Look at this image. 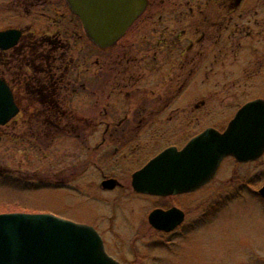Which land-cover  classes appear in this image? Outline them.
I'll use <instances>...</instances> for the list:
<instances>
[{
  "label": "rangeland",
  "instance_id": "374dc122",
  "mask_svg": "<svg viewBox=\"0 0 264 264\" xmlns=\"http://www.w3.org/2000/svg\"><path fill=\"white\" fill-rule=\"evenodd\" d=\"M11 1L1 7L8 9ZM63 1L60 23L42 19L35 30L69 28L65 63L77 59V69L91 78L92 100L85 105L84 97L75 100L91 110L87 115L93 126L80 127L86 129L88 145H99L102 120L133 122L145 108L149 123L135 135L131 130L136 137L130 141L109 142L127 151L118 166L108 163V170L97 168L100 157H94L96 167L85 170L87 143L70 137L68 127L20 121L0 126L5 177L0 176V213H52L100 224L114 245L111 252L128 264H264V199L259 193L264 155L248 164L225 160L211 183L185 196L190 213L181 236L161 238L150 229L147 216L155 199L101 186L102 169L126 176L169 145L181 147L208 127L225 130L243 104L264 99V0H149L142 16L107 50L89 41ZM0 12V30L20 23ZM77 110L73 106L69 112ZM136 139L144 149L134 155Z\"/></svg>",
  "mask_w": 264,
  "mask_h": 264
},
{
  "label": "water",
  "instance_id": "95a60500",
  "mask_svg": "<svg viewBox=\"0 0 264 264\" xmlns=\"http://www.w3.org/2000/svg\"><path fill=\"white\" fill-rule=\"evenodd\" d=\"M80 18L88 38L99 48L114 47L148 7V0H66ZM20 37L17 30L0 31V49ZM19 113L12 90L0 77V125ZM0 135V141H1ZM264 154V99L238 109L221 132L208 127L179 149L171 146L132 176L138 193L168 196L193 192L209 183L222 161L233 157L246 163ZM116 181L103 182L112 189ZM264 198V186L259 190ZM177 209L155 210L150 223L170 231L183 216ZM0 264H122L105 250L98 231L52 213H0Z\"/></svg>",
  "mask_w": 264,
  "mask_h": 264
},
{
  "label": "flooded vegetation",
  "instance_id": "af4514ba",
  "mask_svg": "<svg viewBox=\"0 0 264 264\" xmlns=\"http://www.w3.org/2000/svg\"><path fill=\"white\" fill-rule=\"evenodd\" d=\"M1 1L3 2L4 0H0V2ZM62 2L64 3L63 0H12L8 9L1 7L4 5V2L2 4L0 3L1 10H4L3 13H9L12 20L16 19L20 21V23L5 29L17 30L20 32V37L17 42L8 49H0V77L6 81L12 90L14 102L19 109V113L5 126H9L12 123L16 124L20 121L23 125L28 126H45L46 128L59 126L68 127L70 133H73V136L70 135V137L77 141L84 140L87 143L85 146L88 151L87 156L82 162L85 164V170L95 165L94 157H100V164H96L97 168L105 167L104 169L108 170L106 167L107 164L110 163L113 167L118 166L119 156L127 151L120 150L121 148L116 145L109 146V142H126L134 139L137 129L149 123L146 118H143V112L146 110L144 108L137 111L133 122L128 118H121L117 119L114 125H111L108 121L102 120L100 125H104L105 129L102 130L100 134L99 145L95 148H93L91 144L88 145L89 142L88 139H86V129H80V127L85 126L86 128L87 126H93L92 115H87V112L91 110L87 107L86 109H82V105L76 104L75 100L84 97L83 99L85 100H82V104L84 105L88 103L86 99L92 100L93 93L91 91L92 87L90 86L91 78L89 77L90 74L87 72L84 73L77 69V59L73 63H70L69 66L65 63V59L69 54V47L71 46L65 34L69 32V28H64L65 30L63 31L57 28L50 33L49 29L55 25H47L46 27L40 28L42 30L41 32H36L35 30V27L41 24L39 21H42V19L48 21L52 20L54 24L60 23V18L57 17V13L58 15L60 14ZM71 15L74 17L76 16L75 14ZM65 65L68 69L67 67L64 69ZM86 74H88V77ZM22 79L24 80L21 81ZM83 81H85V86H82L84 83ZM83 94H85V96H82ZM73 106H78V110L81 112L77 110V112L72 111L73 113H70L69 110H71ZM129 127L132 129H129ZM131 130L134 132V135H131ZM135 142V145H131L134 155L136 152H140L144 149L138 144L137 139ZM170 146H176L179 149L184 147V145L181 147L175 144L169 145L153 154L148 160L131 172L129 171L126 176L119 172L109 173V171L103 169L101 171L102 187L105 180L113 179L116 181V185L112 189H105L103 187L105 191L115 192L124 190L128 191L130 194L132 193V196L135 198L144 196L155 199V206L150 210L147 221L150 229L161 238L172 236L176 233H179L178 236H181L183 232H186L183 230L187 228V217L190 211L187 209L186 202L183 201V198L200 190L211 183L215 178L214 177L209 183L193 192L177 195L158 196L136 192L132 186L133 174L142 169L152 158ZM101 148H104V151H102ZM230 158L234 159L233 157L225 158L217 173L225 160ZM236 162L239 164L251 163ZM88 185H90V183ZM60 186L65 187V183H60L58 187ZM69 187L72 190L77 189L76 185H69ZM172 209H177L179 211L178 213H182L181 215L183 216L182 221L176 225L174 229L170 231L161 230L150 223L149 217L155 210L170 211ZM134 218L136 220V212L134 213ZM134 224L136 225V222ZM88 225L93 226L98 231L102 237L107 253L110 252V256L122 264H128L111 252L110 246L114 248V245L110 241L111 238L109 237V240V238L105 236L100 224L99 227L93 224ZM132 252L135 253L134 251ZM135 263L136 261L134 260L132 264Z\"/></svg>",
  "mask_w": 264,
  "mask_h": 264
},
{
  "label": "trees",
  "instance_id": "16d2710c",
  "mask_svg": "<svg viewBox=\"0 0 264 264\" xmlns=\"http://www.w3.org/2000/svg\"><path fill=\"white\" fill-rule=\"evenodd\" d=\"M2 174H3V172H0V176H2L3 178H5Z\"/></svg>",
  "mask_w": 264,
  "mask_h": 264
}]
</instances>
